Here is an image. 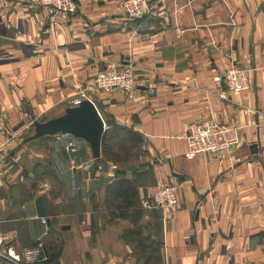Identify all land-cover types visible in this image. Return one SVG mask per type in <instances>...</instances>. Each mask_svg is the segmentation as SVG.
<instances>
[{
	"label": "crops",
	"instance_id": "1",
	"mask_svg": "<svg viewBox=\"0 0 264 264\" xmlns=\"http://www.w3.org/2000/svg\"><path fill=\"white\" fill-rule=\"evenodd\" d=\"M74 1L75 13L50 15L36 0H0V137L8 149L0 176V264H14L6 248L17 252L37 239L49 254L44 264L147 260L123 237L131 222L114 221L89 203L92 192L104 200L114 164L89 175L97 191L70 192L76 148L69 150L60 134L37 147L22 143L34 120L62 114L81 93L100 114L141 135L145 155L133 169L148 178L137 181L140 198L162 181L178 182V204L144 209L139 223L143 235L159 240L163 264H264L263 0H151L142 19L126 17L121 0ZM109 60L134 64L133 101L95 87ZM231 64L249 69L248 90L232 92L214 79ZM208 117L238 126L241 143L187 159L188 126ZM40 163L56 173L60 191L37 187ZM84 192L87 203L78 210L72 204ZM53 224L69 227L58 236Z\"/></svg>",
	"mask_w": 264,
	"mask_h": 264
},
{
	"label": "built area",
	"instance_id": "2",
	"mask_svg": "<svg viewBox=\"0 0 264 264\" xmlns=\"http://www.w3.org/2000/svg\"><path fill=\"white\" fill-rule=\"evenodd\" d=\"M38 4L45 7L48 14L55 15L73 14L77 11L78 5L74 0H36ZM122 8L129 18H139L148 13L149 0H122ZM249 69L243 65L231 64L222 75H216L217 82H224L227 90L232 92L246 91L251 86ZM96 88L101 92H110L117 89L124 94L128 101H133L137 94L135 82V66L129 61L106 62L104 69L98 71L94 77ZM85 97L84 93H81ZM220 97L226 98L225 92H220ZM186 151L184 157L195 158L204 153H214L228 150L241 143L240 129L238 126L220 122L212 117L192 122L187 129ZM8 152L7 140L0 137V176L3 175V163ZM47 187V184L44 183ZM178 204V182L176 180L162 181L153 189L150 197L141 199V205L146 209L158 208L166 210ZM41 223L46 224L48 219L45 216H35ZM5 255L14 264H44L49 260V254L44 250V243L37 239L28 247L15 251L13 248H6Z\"/></svg>",
	"mask_w": 264,
	"mask_h": 264
},
{
	"label": "trees",
	"instance_id": "3",
	"mask_svg": "<svg viewBox=\"0 0 264 264\" xmlns=\"http://www.w3.org/2000/svg\"><path fill=\"white\" fill-rule=\"evenodd\" d=\"M101 115L104 118L106 129L101 137L100 157L99 159L94 158L95 164L105 165L103 162L106 160L104 159L111 160L113 156L116 158L115 161L124 159V155L116 154V147L128 144L129 146L125 150L127 152L131 146L142 144V137L137 131L118 124L108 115L106 116L109 119H105V115L102 113ZM126 169L124 165L121 169L115 168L116 177L104 185V208L114 221L122 219L136 224L144 212V207L141 205L142 198L139 196L136 179L133 176L128 177ZM123 237L127 241L136 242V247L141 252H147V260L144 264H147L155 252L158 253L156 256L158 264H163L160 259L159 240L152 237L151 233L143 235L141 226L134 227L133 225L132 228L124 232Z\"/></svg>",
	"mask_w": 264,
	"mask_h": 264
},
{
	"label": "rangeland",
	"instance_id": "4",
	"mask_svg": "<svg viewBox=\"0 0 264 264\" xmlns=\"http://www.w3.org/2000/svg\"><path fill=\"white\" fill-rule=\"evenodd\" d=\"M121 7H122V4H121ZM149 7H150L149 11L145 15H143L142 17H139V18H131V19H142V18L146 17L147 15H149L151 13V0H149ZM122 10H123V8H122ZM124 15L126 17H128L125 13H124ZM99 92H101V91H99ZM83 98H87V96L86 97L81 96V99H83ZM81 99H79V100H81ZM104 117H105V119H109L106 115ZM104 124H105V122H104ZM105 129H106V125H105ZM32 132H33V126L30 130H28L26 133L23 134L21 140H23L26 136L30 135ZM56 134H60L61 141L66 142V144L69 147L68 148L69 150L72 148H76V150H72V157H73L72 161L75 160L74 156L75 157L77 156L76 161H74V162L75 163L77 162L78 167L75 166L74 169H76V172L78 173V175L79 174L80 175L74 176V173H71V170H68L67 174H68V178H70V183L68 185V191H70V192L71 191H97L96 187L99 183L95 180V178H93V180H92V178H90L89 175H94L95 170H97V168L100 164L94 163V158L91 155L88 144L84 140H79L71 134H66V135H64L63 133H56ZM44 136L38 137V138L33 139L31 141H28L26 143H23V142L22 143L29 145L31 147L32 146L37 147V146H40V144H43L44 143L43 141H45V139L48 138L50 135L49 136L46 135L45 137ZM69 138H71V139L69 140ZM78 141H80L81 143ZM127 146H129V145L125 144L123 147H116L115 148V151L117 152L116 154L124 155L125 156L124 159L115 161L116 158H115V156H113L111 160L104 159L106 161L103 163L105 165L108 162L112 163L116 166V169L117 168L121 169L122 165H124V167L127 168L126 170L127 171L129 170L128 171L129 174H133L136 176V180H135L136 182L139 179H142L141 182L145 183L146 179L148 178L147 175L144 178H140L138 176V174H136V170L133 169L134 166L136 165V161L140 157L145 155L144 146L142 144L141 145H133V146H131L130 150L125 152V150L127 149ZM79 164H81V166ZM46 166H47L46 163H40V164L36 165L35 171L33 173L34 174L33 180L35 181V184L37 185V187L47 189L48 191H54V192L60 191L61 187H62L61 180L58 178V176L56 175V173L53 170L47 169ZM100 166H103V165H100ZM114 175H115V172H114ZM139 182H140V180H139ZM44 183L47 184V187L44 186ZM152 192L150 194H148V192H147L146 197L151 198ZM84 193H85V195L82 197L81 201H80L81 197H80V195H78L77 199L79 200L78 201L79 204H75L76 201L73 202V204H72V205H77L76 208L78 210H80V209L82 210L83 206L85 207V205H86L85 203H87V197L89 196V193L88 192H84ZM89 203L92 206L93 210H99V209L105 210L104 202L100 199V197L98 196V193H96V192L90 193ZM144 209H146V208H144ZM151 209H158V208H151ZM142 214H143V212H142ZM140 222L142 223V216L140 217L139 221L136 224L132 223V222H131V224L134 225V227H138V226H141L139 224ZM72 229H73V227H71L70 229H67V230L72 231ZM52 231L53 232L55 231V234H58V236H60V233L62 234L65 232V230L62 229L61 225H59V224H55V225L53 224ZM154 254L155 255L152 256V258L148 261L147 264H158L159 263L158 259L156 258V256H158V253L155 252Z\"/></svg>",
	"mask_w": 264,
	"mask_h": 264
},
{
	"label": "water",
	"instance_id": "5",
	"mask_svg": "<svg viewBox=\"0 0 264 264\" xmlns=\"http://www.w3.org/2000/svg\"><path fill=\"white\" fill-rule=\"evenodd\" d=\"M264 8V0L261 4ZM33 132L22 142L26 143L44 135L56 133L71 134L79 140H84L95 159L100 157L101 137L105 129L104 119L89 98L81 99L77 104L67 106L64 112L45 121L34 120ZM62 225L61 228H68Z\"/></svg>",
	"mask_w": 264,
	"mask_h": 264
},
{
	"label": "bare ground",
	"instance_id": "6",
	"mask_svg": "<svg viewBox=\"0 0 264 264\" xmlns=\"http://www.w3.org/2000/svg\"><path fill=\"white\" fill-rule=\"evenodd\" d=\"M95 105V104H94ZM97 108V107H96Z\"/></svg>",
	"mask_w": 264,
	"mask_h": 264
}]
</instances>
